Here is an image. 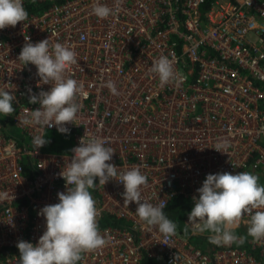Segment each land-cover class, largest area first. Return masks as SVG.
Instances as JSON below:
<instances>
[{"label":"built area","instance_id":"built-area-1","mask_svg":"<svg viewBox=\"0 0 264 264\" xmlns=\"http://www.w3.org/2000/svg\"><path fill=\"white\" fill-rule=\"evenodd\" d=\"M29 1L23 0L24 7ZM101 2L113 9L107 18L92 14L93 0H64L0 29V87L15 93V111L6 116L27 139L20 145L6 134L0 114V264H16L17 241L35 243L42 234L44 218L37 212L66 190L59 173L80 138L110 146L108 162L118 171L140 166L148 181L142 197L164 208L177 194L193 204L206 174L250 167L264 174V0ZM26 35L32 42H62L77 54V64L65 69L81 85L76 118L64 124L72 136L66 151H47L45 144L35 149L39 126L24 122L29 109L39 107L29 95L50 87L35 65L18 58ZM160 55L177 73L164 85L150 71ZM45 127V135L59 132L55 125ZM218 138L229 141L227 153L214 148ZM27 156L36 168L33 177L23 171ZM90 190L97 222L108 215L123 225L98 226L105 245L83 252L77 264H142L143 255L158 264H264V238L247 234L248 214L235 228L245 230L237 242L247 238L249 249L215 245L208 243L212 233L187 222L190 210L183 228L168 237L138 218L120 182H97Z\"/></svg>","mask_w":264,"mask_h":264},{"label":"clouds","instance_id":"clouds-1","mask_svg":"<svg viewBox=\"0 0 264 264\" xmlns=\"http://www.w3.org/2000/svg\"><path fill=\"white\" fill-rule=\"evenodd\" d=\"M119 0H117V3ZM92 14L107 18L113 9L101 0H93ZM28 17L23 0H0V29L15 26ZM18 58L24 64L31 63L42 83L50 84L47 90L28 97L29 103L39 107L29 109L24 122L39 126V134L33 136L35 149L48 142L47 126L67 133L65 122H73L79 109L75 96L80 91L79 82L65 74L69 65L77 64L76 52L62 42L50 44L49 39L32 42L24 36ZM150 71L156 73L161 85L177 79L173 64L168 56L160 55L151 64ZM106 86L117 94L114 82ZM0 87V114L15 111V93ZM217 151L227 153L229 141L218 138ZM72 156L59 175L64 179L66 190L57 192V202L43 205L37 215L44 218V230L35 243L20 239L16 243L19 252L16 264H77L85 251L105 245L106 240L98 228L96 202L90 189L96 183L104 185L115 179L123 185L121 195L129 202H135L138 218L149 226H156L159 233L172 237L177 232L176 223L170 219L160 204H153L141 195V186L147 184V176L140 166L118 171L111 160L114 150L97 138H89L71 149ZM249 171L216 172L206 174L198 196H193V205L187 213L188 220L197 231L212 233L208 239L215 245H229L238 241L234 228L239 218L248 214L247 234L253 239L264 238V184Z\"/></svg>","mask_w":264,"mask_h":264},{"label":"trees","instance_id":"trees-1","mask_svg":"<svg viewBox=\"0 0 264 264\" xmlns=\"http://www.w3.org/2000/svg\"><path fill=\"white\" fill-rule=\"evenodd\" d=\"M64 0H30L26 5L25 9L28 13H41L44 9L50 6L52 3H60ZM212 0H207V4H209ZM207 6V5H206ZM9 115V114H8ZM1 124L4 132L9 135H15L17 137L18 143L20 145H27V139L17 129H15L10 123L9 119L6 115H3L1 118ZM48 142L44 145L43 149L47 151H66L69 148L70 142L72 141V136L69 132L61 133V132H47L46 134ZM23 171L27 177H33L36 168L33 163V160L30 157H26L23 161ZM249 172L255 173L259 177V183L264 184V174L260 169H256L254 167H250L248 169ZM92 196L93 191L90 190ZM191 198L188 195L177 194L175 195L163 209L165 214L172 219L178 227H181L183 218L185 214L192 207ZM98 226H103L105 224H111L114 226H122L123 222L116 220L115 218L102 215V217L97 222ZM203 238H198L197 243L201 242ZM208 239V238H207ZM208 239V243H209ZM200 244V243H199ZM204 248V246H203ZM142 264H158L151 257L147 255H143Z\"/></svg>","mask_w":264,"mask_h":264},{"label":"crops","instance_id":"crops-1","mask_svg":"<svg viewBox=\"0 0 264 264\" xmlns=\"http://www.w3.org/2000/svg\"><path fill=\"white\" fill-rule=\"evenodd\" d=\"M180 228H181V229L183 228V223H182V225H181ZM234 232H235L236 234H239V235H244L245 230H243V229H241V228H234ZM196 241H197V240H196ZM209 243H210V242H209ZM234 244H236V245H241V246H243V247H245V248H248V249L250 248L247 238H243L241 242H234Z\"/></svg>","mask_w":264,"mask_h":264},{"label":"rangeland","instance_id":"rangeland-1","mask_svg":"<svg viewBox=\"0 0 264 264\" xmlns=\"http://www.w3.org/2000/svg\"><path fill=\"white\" fill-rule=\"evenodd\" d=\"M193 241V240H192Z\"/></svg>","mask_w":264,"mask_h":264}]
</instances>
